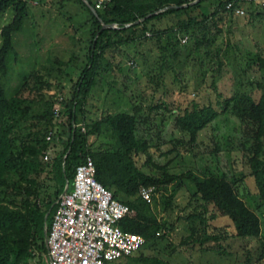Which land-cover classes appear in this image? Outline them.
I'll return each instance as SVG.
<instances>
[{
  "label": "trees",
  "instance_id": "obj_1",
  "mask_svg": "<svg viewBox=\"0 0 264 264\" xmlns=\"http://www.w3.org/2000/svg\"><path fill=\"white\" fill-rule=\"evenodd\" d=\"M29 1L40 3L44 0H0V16L14 6L12 20L0 28V264H38L35 262L37 255L46 252L45 240L56 200L73 182L76 166L87 157L94 162L96 179L134 211L131 217L120 221L121 228L145 239L142 247L128 256L129 264H172L146 253L156 242L160 230L167 226L157 218L152 203L142 200L138 191L142 186L162 188L181 178L188 179L195 187L183 207L188 210L186 218L192 224L190 240L199 244L218 240L226 233V224L222 222L225 220L231 225L234 237L258 238L259 216L240 197L225 174L201 176L191 170L171 174L162 166V174L158 176L148 173L142 167L144 164L137 165L136 156H149V145L137 132L139 109L130 100L112 114L91 122L82 121L86 97L97 82V74L104 73L100 65L102 60L107 61L109 51L119 50L121 46H139L167 34L172 38L168 44L170 54L163 56L165 62L161 69L168 67L171 60L188 58L190 53L200 56L203 46L221 33L231 32L229 24L235 14L226 5L232 2L245 9L244 2L217 0L216 4L201 6L209 0L194 4H190L194 0H74L86 12L83 24H87L89 38L87 45L82 47L86 52L80 58L83 63L80 76L69 94L59 99L53 95L47 98L25 95V89L32 92L36 88L23 72L15 88L10 90L7 86L10 58L16 54L13 36L22 30L25 19L31 14ZM182 4L187 5L178 7ZM170 5L175 7L165 8ZM262 6L264 4L259 7ZM153 12L156 13L145 17ZM142 17H145L143 21L124 27ZM224 22L227 27L223 29ZM102 23H113L118 28H102ZM32 35L40 49L41 39L34 29ZM70 58L78 60L79 56L72 53ZM258 60L263 69L264 59L258 57ZM106 64L110 65L108 61ZM38 77L32 76L33 79ZM156 78L153 83L159 87L161 75ZM257 87L261 89L257 99L243 90L222 98L214 79L212 88L217 92L218 108L210 103L192 101L176 109L174 124L188 136L192 146L198 132L220 112L233 114L241 126L240 149L253 178L254 194L264 205V85L257 83ZM116 93L121 94L119 89ZM55 105L61 108L58 115L53 112ZM90 135L100 137L101 143L92 148L88 143ZM217 151L215 148L213 152ZM42 156L47 159H40ZM43 171H46L45 181L38 183L36 177ZM46 179L50 183H46ZM211 221L218 222L219 229L224 228L220 230L221 236L207 232ZM263 252L262 244L260 258Z\"/></svg>",
  "mask_w": 264,
  "mask_h": 264
},
{
  "label": "rangeland",
  "instance_id": "obj_2",
  "mask_svg": "<svg viewBox=\"0 0 264 264\" xmlns=\"http://www.w3.org/2000/svg\"><path fill=\"white\" fill-rule=\"evenodd\" d=\"M216 2L209 0L201 6ZM243 5L244 14L232 16L230 33L223 32L209 45L203 46L200 56L190 53L188 58L171 60L164 69H161L165 62L163 56H169L168 44L172 39L167 34L139 46H121L119 50L109 51L106 59L110 65L106 60L101 61L100 71L104 73L97 74V82L85 100L82 120L85 122L118 111V106L125 105L128 100L139 109L137 132L148 142L149 156L142 154L135 159L137 165L144 164L142 167L148 173L160 176L164 166L171 174L186 170L201 176L225 174L240 197L259 216L258 238L234 237L231 225L225 220L222 221L227 227L224 236L195 243L189 239L192 224L186 218L188 210L183 208L195 190L194 184L181 178L156 188L151 207L167 227L160 230L156 242L146 249V253L172 264H264V252L260 258L264 245V205L254 194L253 178L240 149L239 120L230 112H220L198 132L192 146L188 143V136L174 124L176 109L192 101L210 103L218 108L217 92L226 98L236 90H243L258 98L261 89L257 83L264 85V67L261 69L258 60V57L264 59V6L259 7L261 5L256 3ZM13 8L11 5L0 16V28L12 20ZM28 8L31 14L25 19L22 30L13 36L16 54L10 58L7 86L10 90L15 88L23 72L36 88L32 92L25 89V95L47 98L69 94L83 68L80 58L86 51L82 47L87 45L89 38L87 24H83L86 12L74 0L62 3L59 0L49 3L45 0L40 3L29 1ZM226 27L224 22L222 28ZM32 29L41 39L40 49L36 47ZM72 53L79 59H71ZM31 73L39 77L33 79ZM157 75H161L162 80L159 87L153 83ZM214 79L217 92L212 88ZM118 89L119 95L116 93ZM149 107L153 109L149 110ZM88 143L93 148L101 143V138L90 135ZM215 148L218 151L214 153ZM40 159L45 160L47 156ZM45 172L37 175L38 183L45 181ZM46 183H50L49 180ZM71 185L72 182L69 187ZM216 223L211 221L207 232L221 236L220 230L224 228L219 229ZM129 259L123 257L109 264H129ZM35 262L47 264L45 253L37 255Z\"/></svg>",
  "mask_w": 264,
  "mask_h": 264
},
{
  "label": "built area",
  "instance_id": "obj_3",
  "mask_svg": "<svg viewBox=\"0 0 264 264\" xmlns=\"http://www.w3.org/2000/svg\"><path fill=\"white\" fill-rule=\"evenodd\" d=\"M249 1L252 0H241ZM253 1L264 4V0ZM226 7L235 15L244 14L242 5L229 2ZM53 112L54 115L61 112L59 105L53 107ZM155 194L153 186H142L138 191L140 198L148 203H152ZM133 214L128 204L96 179L94 162L87 157L76 166L71 187L67 186L56 200L45 240L47 264H109L134 254L145 239L120 226L121 220Z\"/></svg>",
  "mask_w": 264,
  "mask_h": 264
},
{
  "label": "water",
  "instance_id": "obj_4",
  "mask_svg": "<svg viewBox=\"0 0 264 264\" xmlns=\"http://www.w3.org/2000/svg\"><path fill=\"white\" fill-rule=\"evenodd\" d=\"M199 0H194V1H192V2H190V4H194V3H196V2H198ZM187 4H182V5H179L178 7H184V6H186ZM169 7H175L174 5H170V6H167V7H165V8H169ZM164 8V9H165ZM156 12H153V13H150V14H148V15H146L145 17H148V16H150V15H152V14H155ZM145 17H142V18H140V19H138V20H135L134 22H132V23H127V24H125L124 25V27H128V26H130V25H132V24H136V23H138V22H141V21H143L144 20V18ZM103 27H111V28H118V26L117 25H115V24H113V23H109V24H104V23H102V28ZM66 191V188L64 189V191H63V193Z\"/></svg>",
  "mask_w": 264,
  "mask_h": 264
}]
</instances>
